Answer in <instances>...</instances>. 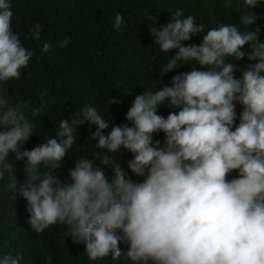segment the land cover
<instances>
[{
  "label": "clouds",
  "instance_id": "1",
  "mask_svg": "<svg viewBox=\"0 0 264 264\" xmlns=\"http://www.w3.org/2000/svg\"><path fill=\"white\" fill-rule=\"evenodd\" d=\"M259 2L244 0V5L255 8ZM230 4L228 0L225 6ZM10 7L0 0V82L19 79L20 70L34 55L12 32ZM182 17L177 10L174 22L150 29L162 52L178 49L163 71L189 61L211 70L174 76L171 87L136 96L126 114L134 126H114L107 136L95 133L99 148L115 153L123 147L134 154L128 162L133 173L144 176L149 169L142 183L126 180L117 166L114 191L104 171L87 159L70 171L73 184L62 183L50 172L42 176L41 164L59 168L74 144L76 126L90 121L104 130L108 122L87 106L71 124L61 122V142L49 139L21 152L20 145L30 139L35 125L20 106L9 107L2 94L0 125L8 130L0 132V169L9 152L16 153L17 160L26 158L21 194L28 202L31 228L39 233L58 222L67 224L74 241L86 245L90 260L110 254L118 258V245L124 240L130 244L128 256L145 264L149 260L156 264H264V43L258 41L259 29L241 32L237 26L221 25L208 31L201 45L182 46V41L203 30L193 16ZM122 22L123 16L117 14V30ZM253 22V16H242L243 25ZM41 31L42 25L37 24L31 35L40 39ZM68 42L66 38L59 47ZM248 44L253 50L247 58L259 62L238 80L225 58L243 59L246 54L241 49ZM51 47L45 43L43 51ZM166 99L181 110L165 119L157 115V108ZM235 100L244 111L233 131ZM39 112L36 109L33 115ZM158 131L166 134L165 148L159 141L153 145L152 134ZM102 162L107 165L109 157L104 155ZM232 170H239V178L226 180ZM20 259L0 256V264H19Z\"/></svg>",
  "mask_w": 264,
  "mask_h": 264
},
{
  "label": "trees",
  "instance_id": "2",
  "mask_svg": "<svg viewBox=\"0 0 264 264\" xmlns=\"http://www.w3.org/2000/svg\"><path fill=\"white\" fill-rule=\"evenodd\" d=\"M13 12L11 29L19 36L22 46L34 52L26 68L20 70L19 79L0 82V94L8 101L9 107L20 106L25 117L35 125L30 139L20 145V151L31 150L49 139L61 142L59 136L62 121L71 124L73 117L87 106L97 110L109 127L99 130L98 125L85 121L76 126L74 144L59 162V168H45L39 165L41 175L50 172L64 184H73L70 171L78 161H92L94 168H100L110 185L115 180V168L119 166L126 180L142 183L149 172L139 176L132 172L128 162L134 154L121 147L112 153L98 147L97 131L107 136L114 126L127 124L126 114L138 95L155 94L163 87L172 86L174 76L193 70L209 71L196 61L178 62L169 72L163 69L178 49L162 52L155 43L150 29H160L174 22L177 10L182 18L191 15L197 27L203 30L193 34L182 46L203 43L208 31L221 25L237 26L241 32H255L259 29L258 41L264 43V0L257 7L247 8L244 0H6ZM123 16L121 28H115V17ZM243 15H251L254 22L245 26ZM42 25L40 39H35L31 31L35 25ZM68 39L66 47L59 43ZM49 43L51 49L45 53L43 45ZM251 44L241 51L243 59L226 57L225 63L234 66V78L241 80L243 72L258 60L250 61L247 54L252 52ZM222 69H217L220 71ZM264 75V73H261ZM117 103H110V101ZM235 120L232 130L239 125L244 106L234 102ZM40 109L38 115H33ZM181 107L173 106L169 99L157 108V115L165 119L169 113H178ZM83 119L82 115L80 117ZM0 125V132L6 131ZM153 145L157 141L166 147V134L158 131L152 134ZM107 155L105 165L102 157ZM26 158L17 160L16 153L9 152L3 163L0 176V256L20 257L19 264H145L133 261L129 256L130 244L121 240L118 258L109 256L90 260L86 245L77 243L70 234L67 224L57 223L43 232H36L28 223L30 215L28 202L21 194L26 180ZM11 166L9 170L8 166ZM239 178V170H232L226 180ZM117 235L123 236L117 230ZM147 264H156L149 260Z\"/></svg>",
  "mask_w": 264,
  "mask_h": 264
}]
</instances>
